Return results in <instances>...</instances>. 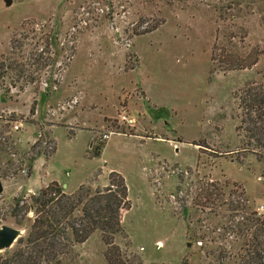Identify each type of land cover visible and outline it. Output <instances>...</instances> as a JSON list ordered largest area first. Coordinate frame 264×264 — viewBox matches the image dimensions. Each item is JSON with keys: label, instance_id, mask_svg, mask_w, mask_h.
Here are the masks:
<instances>
[{"label": "rangeland", "instance_id": "374dc122", "mask_svg": "<svg viewBox=\"0 0 264 264\" xmlns=\"http://www.w3.org/2000/svg\"><path fill=\"white\" fill-rule=\"evenodd\" d=\"M221 5L0 0V227L24 236L41 188L103 189L116 171L130 202L113 239L121 264H232L241 241L229 228L242 212L230 206L246 198L244 210L264 217V148L236 131L238 95L264 89V54L251 68L211 72ZM239 25V51L264 48L258 16ZM85 128L91 138L77 133ZM206 190L218 193L213 203L203 204ZM106 249L95 231L69 263L110 264Z\"/></svg>", "mask_w": 264, "mask_h": 264}, {"label": "trees", "instance_id": "16d2710c", "mask_svg": "<svg viewBox=\"0 0 264 264\" xmlns=\"http://www.w3.org/2000/svg\"><path fill=\"white\" fill-rule=\"evenodd\" d=\"M220 1L224 2V6L219 7L220 17L226 24L217 31L211 47V72L215 68L224 72L251 68L264 54V48L257 46L245 50L242 45V51L237 49V43H243L247 36L239 19L242 18L244 23L246 17L256 15L264 26V0ZM236 39L238 42L234 41ZM4 74L0 72V80ZM238 100L241 113L237 116L236 131L250 149L264 148V89L248 85L238 95ZM8 120H14V116ZM102 148L103 144L96 145L91 156L98 157ZM216 194L206 190L202 196L203 204L213 203ZM30 199L34 217L25 235L17 238L14 249L0 255V264H70L75 246L85 242L95 231H99L107 246L105 256L108 262L121 264L122 261L115 257L119 253L113 239L122 230V215L130 208V202L127 185L120 173L109 172L108 184L103 189L80 185L76 192L69 194L60 184L51 182ZM243 201L241 205L230 206L232 212L239 209L242 212L229 228L235 242L241 241L231 247L236 249L230 258L231 263L264 264V217L255 210H244L247 199Z\"/></svg>", "mask_w": 264, "mask_h": 264}, {"label": "water", "instance_id": "95a60500", "mask_svg": "<svg viewBox=\"0 0 264 264\" xmlns=\"http://www.w3.org/2000/svg\"><path fill=\"white\" fill-rule=\"evenodd\" d=\"M11 0H5V4L9 5ZM3 187L0 181V193L2 192ZM20 234V230L8 225H2L0 227V250L6 249L12 246L14 241ZM189 245V243L187 244Z\"/></svg>", "mask_w": 264, "mask_h": 264}, {"label": "crops", "instance_id": "0c3cea01", "mask_svg": "<svg viewBox=\"0 0 264 264\" xmlns=\"http://www.w3.org/2000/svg\"><path fill=\"white\" fill-rule=\"evenodd\" d=\"M77 133H86V134H87L88 136H90V138H91V129L89 130L88 128H85V129L83 130V132H77ZM106 145H107V142L104 143L102 150H104V149L106 148ZM102 150H101V152H102ZM100 154H101V153H100ZM79 184H81V182L76 183L75 185L71 186V188H70V187H68L69 184H67V183L64 181V183L62 184V187H64V186L66 185L69 189H71V190L73 191V190H75V188H76Z\"/></svg>", "mask_w": 264, "mask_h": 264}, {"label": "built area", "instance_id": "2783aa9c", "mask_svg": "<svg viewBox=\"0 0 264 264\" xmlns=\"http://www.w3.org/2000/svg\"><path fill=\"white\" fill-rule=\"evenodd\" d=\"M124 119H126V118H124ZM127 121H129V122H133V120H127ZM21 125V123H18V124H14V128L15 129H18V127ZM104 138L105 139H107V138H109V135L107 134V135H104Z\"/></svg>", "mask_w": 264, "mask_h": 264}]
</instances>
